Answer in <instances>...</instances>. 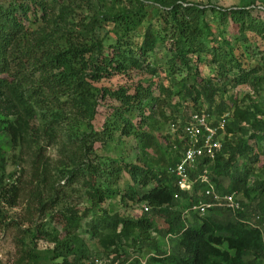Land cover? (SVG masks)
Segmentation results:
<instances>
[{
	"label": "trees",
	"instance_id": "1",
	"mask_svg": "<svg viewBox=\"0 0 264 264\" xmlns=\"http://www.w3.org/2000/svg\"><path fill=\"white\" fill-rule=\"evenodd\" d=\"M122 2L118 8L110 7L83 19L76 31L80 42L56 47L50 35L27 37L34 34L27 25L51 24L54 34L59 35L57 28L70 34L71 31L60 27L59 23L65 22L72 7L89 5L91 0H0V132L8 135L10 147L15 149L26 133L28 119L37 115L43 124L41 135H35L28 143L32 158L27 181V178H13L12 173L5 171L6 157L0 150V202L13 208L22 198L25 205L35 206L31 208L42 220L25 230H20L13 220L4 226L11 224L17 230L20 238L16 242L21 253L36 264L39 260L32 247L38 240L59 245V251L47 264L86 261L93 264L95 258L75 252L71 241L62 246L63 239L75 237L84 218H88L89 238L95 240L104 258L111 257V263L264 264V177L249 181L252 170L246 165L261 162L260 174H264V118L258 115L264 112L258 113L255 106L252 109L233 107L223 132H237L245 139H238L233 147H228L224 141L213 160L208 163L203 159L196 171L207 169L218 194L240 195L241 210L234 212L215 207L205 210L201 216L189 212L192 221L185 223L183 211L198 201H205L200 196L205 185L194 184L190 192L180 191L175 186V179L167 169L181 158L182 141L176 137L170 141L169 156L159 154L156 166L138 167L102 159L93 156L90 150L93 142L104 143L115 132L138 134L127 117L142 108V102L151 93L141 84L134 85L130 92L124 87L109 89L93 85L114 74L142 70L144 63V68L153 76L158 70L167 75L188 72L192 69L191 62L199 59L195 54L201 52L209 56L216 74L223 76V84L247 85L253 90L260 87L263 78L254 77L260 68L250 67L252 57L221 36L215 39L205 18L209 12L217 17L220 26L227 25L239 34L253 33L263 43L264 20L253 16L256 8L246 4L207 8L184 0L116 1L117 4ZM149 11H154L160 27L157 29L150 24L142 27L139 41L135 43L133 38L146 22ZM107 26V34L101 37L100 30ZM220 43L225 47H220ZM158 44L168 53L159 65L153 56ZM261 60L264 61V53ZM182 89L183 96L205 104L203 112L206 114L215 118L226 114L223 103L217 101L222 88L214 87L210 79L203 80L198 87L182 86ZM107 100L114 105L107 106L109 111L95 130L96 108ZM9 115H15V119L9 120ZM181 125L182 122L176 128L178 134ZM34 133L38 130L34 129ZM139 138L142 148L152 145L149 134L140 133ZM58 144L66 162L52 167L55 170L52 175L45 148ZM120 173H125L130 182L124 196L148 208L135 220L109 215L100 208L117 194L112 185ZM219 178L228 181L226 189L220 188ZM174 195L177 197L173 198ZM81 198L87 202L83 208L79 205ZM174 207L177 211L172 210ZM157 216L164 218L163 229L154 223ZM151 234L168 237L174 243L167 251L160 250L156 237ZM141 243L151 251L144 262L127 253L132 247L140 250ZM69 256L73 257L68 259ZM57 258L60 262H54Z\"/></svg>",
	"mask_w": 264,
	"mask_h": 264
},
{
	"label": "rangeland",
	"instance_id": "2",
	"mask_svg": "<svg viewBox=\"0 0 264 264\" xmlns=\"http://www.w3.org/2000/svg\"><path fill=\"white\" fill-rule=\"evenodd\" d=\"M116 1L121 0H91L92 7H90L91 4H80L72 7L73 10L67 15V19V16L65 17V22L59 23L60 27L71 31L70 34H64L62 32L63 30L60 28H57L59 29V35L54 34L51 24L38 22L37 24L34 23L27 25L31 31H34V34H29L27 37L40 34L50 35L51 41L54 45H56V47L66 46L67 43L74 44L80 42V39L76 35L80 22L83 21V19L86 20L87 16L97 15L103 10L110 9V7L118 8L123 5V2L117 4ZM184 1L188 4H198L207 8L210 6L217 8H234L239 6V4H246L248 7L256 8L252 12L253 16L258 15V17H261L262 20H264V0ZM205 19L215 39L221 36L225 41H229L233 45L240 46L242 52L252 57V59L249 60L250 67L258 66L260 68L259 71L254 73V77L260 76L263 78V82L260 87H256V89L253 90L247 85L231 87L223 84V76L216 74L215 65L209 62V56H205L204 53L201 52L195 54L199 59L191 62L192 69L188 72H175L172 75H167L164 71L158 70L156 76H153L150 75L147 72V69L144 68L146 64L144 63L142 65V70L127 71L122 74H114L110 76L109 79H101L98 83L93 85L95 87H104L109 89L124 87L130 92L134 85L141 84L142 87L149 88L151 93L148 99L142 102V108L135 109L133 112H130L127 117V119L132 123L133 129L137 131L138 134L124 135L122 133L119 134L118 132H115L111 139L105 141L104 143L93 142L90 146L93 156L102 157V159L108 158L118 162L136 165L138 167L156 166L159 154H162L164 157L169 156L168 147L170 146V141L174 137H176L179 141L182 140V137H180L177 132L173 133L170 131V125L174 124L178 126L189 114L195 111H204L206 107L201 100H197L195 103L191 100V98L183 96L184 91L182 86L188 88L191 85H195V87H198V85L206 79H210L214 87L222 88L219 89L222 92L220 93V98H218L217 101L218 103H223L226 108L224 113L227 114L229 121L233 107L240 109L249 107L252 109V107L255 106L253 108L257 109L259 111L258 113L264 112V61L262 62L261 60L264 53V43L253 33L246 32L239 34L231 31L227 25L220 26L217 17L209 12L206 13ZM157 21L160 22L158 17L157 20L154 17V11H149L146 22L139 27L133 41L135 43L139 41V33L141 32L142 27H145L147 24L159 29L160 24ZM108 29V26L103 28L100 30L99 35L104 37L107 34L106 31H108ZM161 45L162 44L157 45L153 54L154 58L157 59L158 65L164 61V57L168 54H166L167 50ZM219 46L223 48L225 47L222 43H220ZM253 53L256 55H253ZM194 57L195 56H193V58ZM191 97H193V95ZM109 104L114 105V102L107 100L105 104L103 103V105L96 108L97 121L93 125L95 130L99 129V122L101 118L104 119V116L108 113L109 110L107 106ZM258 115L264 118V115ZM8 119H15V115H9ZM27 125L28 128L26 129V133L15 149L10 147L8 135L5 132H0V150L5 153L6 157L7 166L5 171L12 173L13 178L21 180H25L27 178L29 161L32 158L31 148L28 143L34 139L35 135H41L43 126L37 115L35 118L28 119ZM240 126H243V124H240ZM34 129L38 130L37 134L34 133ZM81 130L82 128H79V131ZM140 133H147L151 136L152 145L150 147L142 148V140L139 138ZM37 139L39 141L42 140L41 137H38ZM62 139H64V136H62ZM238 139L244 140L245 138L237 132L234 134H225L223 132L221 136V143L226 141L228 147H233L235 143H237ZM59 145L60 144L56 146L48 145L45 148L46 154L50 160V173L52 175L55 174V170L52 167L55 165L58 167L57 163L59 162H66V159L58 150ZM259 160H262V156L259 157ZM246 165L252 170V173L248 178L249 181L252 182L255 179L264 177V174H260L262 172L261 162L257 164L247 163ZM27 180L28 178L26 181ZM128 184H130L128 176L125 173H120L118 180L114 185H112V188L117 191V194L101 204L100 208L106 211L109 215L115 214L119 217L131 220L141 217L143 215L142 207L144 204L141 202H135V200L131 201L124 196V191ZM219 185L220 188L226 189L228 181L226 179L219 178ZM81 199L82 200L79 201V205L80 208H83L87 205V202L83 200V198ZM244 201L245 203L248 202L245 199ZM31 207L35 206L32 203L25 205L22 198L18 200L17 205L13 208H8L3 202H0V221H2V219L4 220V222H0V264H36L35 262L26 260L24 255L21 253L20 246L16 242V240L20 238V235L17 234V230L11 224L6 227L4 226V224L8 223L9 220H13L18 223L20 230H25L27 228L31 229L33 223H38L42 220L37 218V214L33 212ZM172 210L177 211L176 207ZM183 217L185 218V223H190L192 221L190 215L188 214L183 215ZM163 219L164 218L162 216L154 218V223L158 228L163 229ZM87 222L88 218L82 219L79 223L75 237L63 239V242L61 241L62 246L71 241V247H73L75 252H82L90 258H100L99 260L103 261L104 256L101 254V250L96 245L95 240L90 239L88 236L86 230ZM151 237H156V246H159L160 250L163 249V251H167L174 243V241H169L167 239L168 237L164 238L156 236V234H151ZM139 246L141 247L140 250L132 247L128 248L127 253L129 257H138L141 262H144L147 256L150 255L151 251H149L150 249L146 248L143 243ZM32 250L37 256V260H39L38 264H47L51 256L55 255L59 251V245L38 240L34 241ZM72 257L73 256H69L68 259H71ZM54 262H60V258H57Z\"/></svg>",
	"mask_w": 264,
	"mask_h": 264
},
{
	"label": "built area",
	"instance_id": "3",
	"mask_svg": "<svg viewBox=\"0 0 264 264\" xmlns=\"http://www.w3.org/2000/svg\"><path fill=\"white\" fill-rule=\"evenodd\" d=\"M226 120L227 114L215 118L199 111L192 112L182 121L179 130V136L182 137L181 158L174 166L168 168L167 172L174 177L175 186L180 191L190 192L194 184L205 185L203 194L200 195L205 198V201H198L190 206L189 210L183 211V215H187L189 212H197L201 216L205 210L214 207L225 208L231 212L241 210V197L238 193L220 195L213 189L210 182L211 175L206 168L196 172L203 159L210 163L220 151L221 136ZM169 128L174 133L177 126L171 124ZM191 173L195 175L193 174L194 176L191 177ZM176 197V195L173 196V198ZM147 209L146 206H143L142 212H146ZM257 218L254 216V219L257 220ZM99 259H93V264H115L111 263V257L104 258L103 261ZM83 264H89V261Z\"/></svg>",
	"mask_w": 264,
	"mask_h": 264
}]
</instances>
